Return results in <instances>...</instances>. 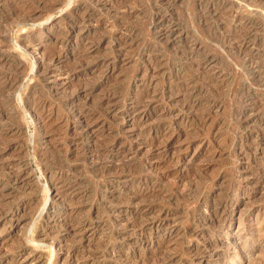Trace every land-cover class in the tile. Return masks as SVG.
I'll return each instance as SVG.
<instances>
[{"label": "rangeland", "instance_id": "obj_1", "mask_svg": "<svg viewBox=\"0 0 264 264\" xmlns=\"http://www.w3.org/2000/svg\"><path fill=\"white\" fill-rule=\"evenodd\" d=\"M0 264H264V0H0Z\"/></svg>", "mask_w": 264, "mask_h": 264}, {"label": "bare ground", "instance_id": "obj_2", "mask_svg": "<svg viewBox=\"0 0 264 264\" xmlns=\"http://www.w3.org/2000/svg\"><path fill=\"white\" fill-rule=\"evenodd\" d=\"M15 79H17V78H15Z\"/></svg>", "mask_w": 264, "mask_h": 264}]
</instances>
